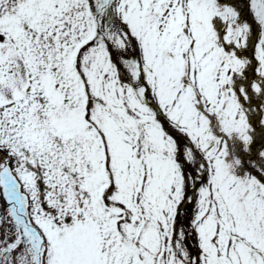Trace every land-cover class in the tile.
Segmentation results:
<instances>
[{
  "label": "snow or ice",
  "instance_id": "snow-or-ice-1",
  "mask_svg": "<svg viewBox=\"0 0 264 264\" xmlns=\"http://www.w3.org/2000/svg\"><path fill=\"white\" fill-rule=\"evenodd\" d=\"M0 264H264V0H0Z\"/></svg>",
  "mask_w": 264,
  "mask_h": 264
}]
</instances>
